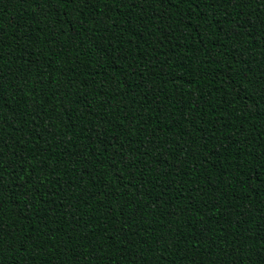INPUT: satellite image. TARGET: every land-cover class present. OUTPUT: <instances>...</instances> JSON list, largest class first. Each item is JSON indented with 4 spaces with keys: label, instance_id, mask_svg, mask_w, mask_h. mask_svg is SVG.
<instances>
[{
    "label": "trees",
    "instance_id": "obj_1",
    "mask_svg": "<svg viewBox=\"0 0 264 264\" xmlns=\"http://www.w3.org/2000/svg\"><path fill=\"white\" fill-rule=\"evenodd\" d=\"M0 264H264V0H0Z\"/></svg>",
    "mask_w": 264,
    "mask_h": 264
}]
</instances>
